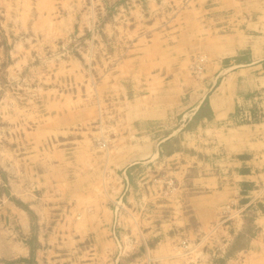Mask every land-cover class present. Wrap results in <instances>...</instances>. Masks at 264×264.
<instances>
[{
	"label": "crops",
	"instance_id": "0c3cea01",
	"mask_svg": "<svg viewBox=\"0 0 264 264\" xmlns=\"http://www.w3.org/2000/svg\"><path fill=\"white\" fill-rule=\"evenodd\" d=\"M16 3L6 9L28 7L27 17L11 14L9 21L28 25L33 36L47 43L82 35L94 8L87 0ZM149 6L150 17L135 2L131 25L122 28L113 18L105 26L109 36L135 41L129 56L113 70L99 71L104 72L100 90L110 94L116 105L104 118L119 127V133L110 137L108 154L95 146L100 114L86 100L83 86L78 90L87 80L80 62L73 61V67L67 65L62 71L77 86L75 92L51 93L45 98L48 116L55 117L45 124L44 133L54 143L66 145L51 151L49 160L45 157V185L58 193L53 198L65 210L61 215L66 222H60V229L64 225L73 232L76 245L82 248L92 238L100 250L93 256L102 262L107 258L104 264H118L122 258L125 263L144 264L147 256L158 264H184L186 259L172 254L174 243L182 237L197 241L210 232L212 224L222 219V206L231 203L233 212L241 213L220 227L219 236L202 256L196 257L194 250L186 263L264 264V0H162L161 4L152 0ZM169 7L170 29L159 19ZM145 34L154 41L146 44ZM201 58L205 60L203 73L196 75L193 63ZM204 108L210 115L199 117L195 128L203 129V142L194 137L196 132L182 128L164 133V123L176 115H183L188 124ZM209 131H219L218 138L213 140ZM177 134L188 141L163 154L164 141ZM73 155L74 160H67ZM163 169L175 177L172 192L179 204L168 215ZM105 171L110 172V188L104 195L90 192L88 187L94 190ZM44 200H37L33 208L46 218L53 212ZM116 206L119 223H115ZM116 226L135 235L133 246L139 245L140 253L118 255L110 238ZM242 236L247 244L227 256L233 241Z\"/></svg>",
	"mask_w": 264,
	"mask_h": 264
},
{
	"label": "rangeland",
	"instance_id": "374dc122",
	"mask_svg": "<svg viewBox=\"0 0 264 264\" xmlns=\"http://www.w3.org/2000/svg\"><path fill=\"white\" fill-rule=\"evenodd\" d=\"M16 1L19 0H0V264H95L94 260L104 264L107 258H103L102 262L101 259L93 256L100 250L96 243L94 245L91 243L92 238H88L87 247L82 248L76 245L73 232L66 231L64 225L60 229L61 223L66 222L65 216L61 215L65 210L64 207H60L63 203L53 198V195L58 196V193L54 194L52 189L49 191L45 185V173L48 172L45 157L47 155L49 160L51 151L66 145L58 144V141L54 143L45 135V124H49V119H52L54 115L48 116L44 102L51 93L59 96L61 93L75 92L77 86L75 87L71 78L62 74V71L67 65L73 67V61L80 62L87 71L85 73L87 80L83 85L78 86V90L81 91L83 86L86 100L93 102L100 114L96 122L99 126V138L94 141L95 146L101 154H108L112 149L110 137L113 135L115 137L119 133V127L116 121H112L111 126L104 118L106 111L116 109L114 107L116 105L113 104L114 100L110 94H104L100 90L101 73L104 72L99 71L113 70L123 58L129 56V50L134 47L135 41L123 35L109 36L105 26L113 18L122 28L123 25H131L130 20L133 19L131 10L135 2L141 4L143 14L147 17L152 16L153 12L149 6L152 0H87L89 7L94 8L90 10V24L84 33L50 43L45 42L41 36H33L28 25L18 26L16 22L9 21L11 14L27 17L28 7L14 9V11L9 7L8 10L6 9V5L12 4L13 8L18 6ZM156 1L159 4L162 2V0ZM20 6H25V3H21ZM165 10L166 15L161 13L159 19L166 24L165 28L170 29L171 24L167 20L169 19L170 22L172 9ZM153 21L154 18L149 20L151 23ZM153 41L154 39L147 34L144 42L147 44ZM203 59L193 63L192 69L195 70L196 75L203 73L205 66ZM209 113L207 108L200 110L197 117L188 124L186 119H183V115H176L173 120L164 123V133L168 135L174 129L182 128V131L187 133L196 132L197 136L192 135V139L194 136L203 142L205 138L203 129L195 131L197 130L195 128L199 123L198 118L209 116ZM208 133L212 134L213 140L218 138L216 135L219 131H216L217 134L210 131ZM104 139L107 144L104 143ZM98 140H102L101 144H98ZM183 140L188 141V137L186 138L183 134H177L165 140L163 154L179 148ZM75 158L76 156L73 155L67 160ZM138 171L134 174L137 181L140 180ZM163 172V178L166 181L164 185V202L167 204L165 214L168 215L176 209L174 204H179L174 199L173 183H170L171 180H175V177L164 169ZM103 176L101 183L96 184L94 190L91 186L88 187L90 192L101 191V195H104L105 190L110 188L112 185L110 172L105 171ZM43 198H45L44 204L47 209L53 212V215L47 214L46 218L37 214L33 208V203L35 204L37 200L42 201ZM229 204L235 208L234 204ZM115 209V223H119V207ZM236 212L237 215L240 214V211L236 210ZM251 223L249 216L247 227L250 234ZM118 229L116 226L110 234V238H113L116 243L118 255L140 253L139 245L133 246L136 243V237L133 238L135 235L132 232L123 233ZM210 233H203L204 236L202 235L197 241L187 239L191 242L196 257L202 256L211 240L219 236V230L213 232L212 237ZM184 239L186 237L175 242L171 251L174 257L186 259L184 264H188L187 257L190 258L191 254L187 255L186 249L181 247ZM228 240L227 238L225 242ZM105 244L106 242L103 243V247ZM246 244L245 236L237 237L227 256ZM219 254L217 251L216 255ZM111 255L113 256V253ZM130 258L132 257L127 260ZM150 259L152 257L147 256L144 264H150ZM118 264L129 263H125L122 258ZM151 264H158V262L151 260Z\"/></svg>",
	"mask_w": 264,
	"mask_h": 264
},
{
	"label": "built area",
	"instance_id": "2783aa9c",
	"mask_svg": "<svg viewBox=\"0 0 264 264\" xmlns=\"http://www.w3.org/2000/svg\"><path fill=\"white\" fill-rule=\"evenodd\" d=\"M104 141H105V139H104ZM101 142H102V140H98V144H101ZM104 143L107 144L106 141ZM170 183H173V181L171 180ZM223 213L224 214L222 216V219L219 220L218 222L212 224L211 229H210V232H211L210 236L211 237H212L211 234L213 232L218 231L220 229V227L223 226L228 221H232V222L235 221V218L237 217V212L236 211L233 212V208L230 204H226L225 206H223ZM191 246H192L191 242H189V240H187V239H184L181 243V247L186 249L187 255H190L193 252V249ZM151 260L152 259H150V264H151Z\"/></svg>",
	"mask_w": 264,
	"mask_h": 264
},
{
	"label": "bare ground",
	"instance_id": "6f19581e",
	"mask_svg": "<svg viewBox=\"0 0 264 264\" xmlns=\"http://www.w3.org/2000/svg\"><path fill=\"white\" fill-rule=\"evenodd\" d=\"M119 202V201H118ZM121 205V204H120ZM117 207V206H116ZM223 207V206H222ZM120 214V213H119ZM211 229V228H210ZM119 230V229H118ZM204 236V235H203ZM186 253V252H185Z\"/></svg>",
	"mask_w": 264,
	"mask_h": 264
},
{
	"label": "trees",
	"instance_id": "16d2710c",
	"mask_svg": "<svg viewBox=\"0 0 264 264\" xmlns=\"http://www.w3.org/2000/svg\"><path fill=\"white\" fill-rule=\"evenodd\" d=\"M32 254H33V251H32Z\"/></svg>",
	"mask_w": 264,
	"mask_h": 264
}]
</instances>
